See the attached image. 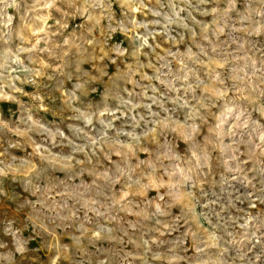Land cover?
Here are the masks:
<instances>
[{"label":"clouds","instance_id":"obj_1","mask_svg":"<svg viewBox=\"0 0 264 264\" xmlns=\"http://www.w3.org/2000/svg\"><path fill=\"white\" fill-rule=\"evenodd\" d=\"M0 264H264V0H0Z\"/></svg>","mask_w":264,"mask_h":264}]
</instances>
